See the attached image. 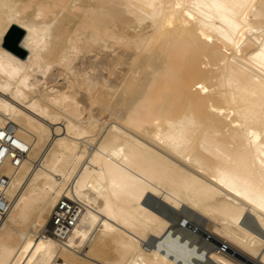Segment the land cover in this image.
I'll return each instance as SVG.
<instances>
[{
	"label": "bare ground",
	"instance_id": "1",
	"mask_svg": "<svg viewBox=\"0 0 264 264\" xmlns=\"http://www.w3.org/2000/svg\"><path fill=\"white\" fill-rule=\"evenodd\" d=\"M9 122L26 156L0 163V264H239L164 206L264 264V0H0Z\"/></svg>",
	"mask_w": 264,
	"mask_h": 264
},
{
	"label": "rangeland",
	"instance_id": "2",
	"mask_svg": "<svg viewBox=\"0 0 264 264\" xmlns=\"http://www.w3.org/2000/svg\"><path fill=\"white\" fill-rule=\"evenodd\" d=\"M178 208H179L178 210L173 209V211H172V208H169L168 206L167 207L164 206V208L161 207L159 210L164 215H166V217L168 219V223L171 226L173 225L172 228L175 227L174 228L175 230H176V228H177V230H178V228H180L178 231H180L182 233V235H184V237H186V238L188 237L189 240L191 242H193V244L198 246V248H201V250H203L204 252H208L211 248L219 246L220 249H222V252L224 251V253L226 255H230L231 257L238 259L239 264H252V263H249V262H246V261L240 259L236 255V253H239L238 250L234 249L233 248L234 246H232V244H230V242L226 241L224 238L220 237L219 235L216 236V234H214V232H212V230H213L212 222L210 220H208V218L196 219L194 215L188 216L189 212L185 207H183V208L178 207ZM165 211H167V212H165ZM181 215H183V216H181ZM184 216H186V217H184ZM181 218L184 219V222H182L183 219H181ZM179 219H181V221H179ZM186 220H188V221H186ZM243 221H242V223L244 224V226L246 224L247 227H254V226H252V224L250 222H248L246 220H245V222H243ZM210 226H211V228H210ZM212 238L215 239V241L212 240ZM255 257L254 258L256 261L253 258L254 261L252 260V262H253V264H258L257 263V258H258L257 255Z\"/></svg>",
	"mask_w": 264,
	"mask_h": 264
},
{
	"label": "built area",
	"instance_id": "3",
	"mask_svg": "<svg viewBox=\"0 0 264 264\" xmlns=\"http://www.w3.org/2000/svg\"><path fill=\"white\" fill-rule=\"evenodd\" d=\"M4 155L9 156L10 163L14 168L19 167L22 164L23 158L26 156V149L21 148L15 139L14 124L12 122L0 128V163L4 159ZM5 185L6 180L0 179V216L5 215L11 205V201L6 197ZM62 201L58 206V210L63 209L64 205H62ZM71 222L72 209L65 207L63 215L57 211H52L49 219V230L53 235L58 236V231L62 229V226L65 223L70 226Z\"/></svg>",
	"mask_w": 264,
	"mask_h": 264
},
{
	"label": "water",
	"instance_id": "4",
	"mask_svg": "<svg viewBox=\"0 0 264 264\" xmlns=\"http://www.w3.org/2000/svg\"><path fill=\"white\" fill-rule=\"evenodd\" d=\"M24 30L16 24H11L3 35V45L13 52H19L21 56L25 55V50L20 46V39Z\"/></svg>",
	"mask_w": 264,
	"mask_h": 264
}]
</instances>
